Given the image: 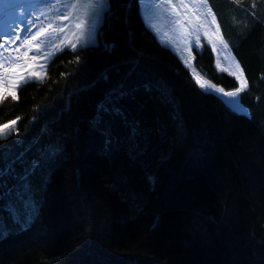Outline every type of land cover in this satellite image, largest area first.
Returning <instances> with one entry per match:
<instances>
[{"label": "trees", "instance_id": "1", "mask_svg": "<svg viewBox=\"0 0 264 264\" xmlns=\"http://www.w3.org/2000/svg\"><path fill=\"white\" fill-rule=\"evenodd\" d=\"M208 6L243 69L248 87L239 99L249 115L196 84L146 27L139 0H113L100 47L79 52L81 61L90 57L87 65L64 51L43 82L18 90L19 135L0 139V168L13 172L0 183L15 185L58 142L65 154L31 177L44 203L27 231L3 214L11 234L0 242V264H264V0ZM104 42L115 48L105 50ZM195 58L212 84L238 87L214 69L211 52ZM122 59L131 63L122 67L127 94L118 106L150 129L135 159L127 144H106L125 135L121 116L103 114L89 125L117 79L109 73L106 84L100 75ZM160 84L174 104L161 96Z\"/></svg>", "mask_w": 264, "mask_h": 264}, {"label": "snow or ice", "instance_id": "2", "mask_svg": "<svg viewBox=\"0 0 264 264\" xmlns=\"http://www.w3.org/2000/svg\"><path fill=\"white\" fill-rule=\"evenodd\" d=\"M62 2V0H27L26 3L15 4L11 6V15L13 17L12 22L6 25L3 32H0V38L3 42H0V102L5 99L11 98L13 101L19 99L17 92L21 90L28 83L39 84L47 77V67L55 57L65 50H69L76 54V63L81 65H87L89 58H85L84 61L80 60L79 52L84 51L85 47L78 48V44L83 42V45H87L91 40L94 47H100L101 41L98 39V33L96 30L97 23H106L108 19L114 14L112 11L113 0H87L86 3L81 4L80 0H68L63 4V10L56 9V4ZM171 2V0H167ZM199 4L207 8L206 16L212 17L210 24L215 25L214 30H205L204 35L207 36L208 42L212 45V50H216L217 43H220L223 47H227L223 36L220 35V25L217 23L216 15L210 7H207L208 0H196ZM239 2V0H236ZM143 3V0H141ZM181 6L187 8L184 4V0H180ZM176 6L173 5V8ZM44 9L49 11H57V19L61 21L71 20V24L60 23L55 27L50 23L48 27L41 26L35 33H32L31 29L34 23L33 17L38 19L40 15H45ZM68 9H79L77 14L69 12ZM195 20L200 21V16L195 12L193 13ZM181 28L184 27L185 21L177 20ZM23 26V27H21ZM202 23L198 27H202ZM17 29L20 31H27L28 35L25 36L23 41L15 48L12 46L16 44V41L21 37L17 34ZM67 29V31H65ZM185 38L192 35V32L184 29ZM55 35L59 43L55 41L51 42L47 49L42 47L41 38L50 37ZM61 37H63L61 39ZM200 37L197 34L196 40L199 41ZM103 46L105 50H112L115 48L114 43L104 42ZM24 51L21 53L20 49ZM131 63L128 60L122 59L115 64H112L108 70L101 73L100 79L106 84L112 80V76L109 73L115 75L116 82L105 92V100L101 101L97 105V115L94 119L89 121L90 126H96L102 122L103 114H112L121 116L124 121L126 129L123 137H111L109 136L106 144L116 150L123 144H127L128 155L130 158H137L142 152L140 149V142L143 139H147L150 134V129L145 128L140 120H129L126 114L119 108L118 100L127 93L124 90V79L122 77V67ZM134 68L135 65L133 64ZM132 69L130 68L129 71ZM62 75H64L62 73ZM236 80L239 82V86L234 90L225 91L223 88L217 89L225 97L230 98L229 103L239 110L240 102L236 99L240 93L244 92L248 87L247 80L243 75V69H239L238 72L232 73ZM96 82H93V85ZM196 84L201 89L206 87L198 77L196 78ZM211 87H215L212 85ZM161 96L164 97L167 102L174 104L175 98L171 95L170 90L166 85L160 84L157 86ZM20 117L13 119L3 125H0V139L6 134L4 130L16 131L15 125L20 120ZM78 135V130H77ZM65 154L64 147L58 142L56 146L49 148L47 151L41 153L38 159L31 161V170H26L23 175L17 176V183L13 186H7L6 182L0 183V201L7 200L6 203L0 204V242L7 239L11 234L6 224H3V214L7 213L12 222L20 225L21 231H27L35 219L38 218L39 212L43 206L44 201L36 199L34 196V188L31 181V177L35 175L36 171L42 167H51L58 164ZM13 172L12 168L3 169L0 168V181L6 175H10ZM154 182V181H153ZM46 194V187L44 189ZM15 201V202H14ZM18 202L21 207H17Z\"/></svg>", "mask_w": 264, "mask_h": 264}, {"label": "rangeland", "instance_id": "3", "mask_svg": "<svg viewBox=\"0 0 264 264\" xmlns=\"http://www.w3.org/2000/svg\"><path fill=\"white\" fill-rule=\"evenodd\" d=\"M26 2L27 0H0V32H3L6 25L12 22L13 17L10 14L11 6ZM67 2L68 0H62V2H58L56 4V9L63 10V4ZM72 2H75V0H72ZM80 2L81 4H83L86 3L87 0H80ZM184 4L187 5V8L181 6L180 0H171L170 3L167 2V0H143V3H141V0H139L141 18L146 27L154 34L156 41L162 47L169 49L173 54H175V56L189 71L192 78L196 81V78L198 77L202 82L205 83L206 87L202 89L203 91L218 96L234 111L249 115L247 109L241 103L240 109L237 110L233 106V104L229 103L230 98L225 97L222 93L217 91V89H220L222 87L212 84L205 77L200 75V73L194 67L196 59L195 54H202L205 50H207L211 52L213 56L214 69L218 73H227L229 76L234 78L239 86V82L236 80L235 76L232 75V73L238 72L241 68L231 54L229 47H223L220 43H217L216 50L213 51L212 45L208 42L207 36L204 35L205 30L211 31L215 29V25L210 24L212 17L210 15L206 16L207 8L196 2V0H184ZM173 5H175L176 7L173 8ZM207 7H209L208 4ZM44 11L45 15H40L38 19H35L33 17L34 23L31 29L32 33H35L41 26L45 28L48 27L50 23L53 27L60 23H72L71 20H58L57 11H49L48 9H44ZM68 11L73 12V14L75 15L79 12V9H68ZM194 12L200 16V21L195 20V16L193 15ZM178 19L185 21L183 28H181V26L176 23ZM201 23L203 26L198 27V25H200ZM101 26V23H97L96 25L98 37ZM184 29L192 32V35L187 37V39L185 38ZM65 31H67V29ZM17 34L21 37V39L16 41V44L12 46L13 48H15L23 41L25 36L28 35V32L20 31L19 29H17ZM197 34L200 37L199 41L196 40ZM62 38L63 37H61V39ZM53 41L59 43L55 35H51L50 37H42L41 45L42 47L47 49ZM90 45H93L91 40L88 41V44L86 46L83 45V42L81 44H78V48H80L81 46L87 47ZM20 51L22 53L24 49L21 48ZM212 85H214L215 87H211ZM239 96L236 99H238L240 102ZM16 105L17 101H13L11 98L5 99L0 102V125L16 119L13 115V109L16 107ZM16 126L17 124L15 125V128ZM4 131L6 133L4 137L12 132L9 130Z\"/></svg>", "mask_w": 264, "mask_h": 264}]
</instances>
